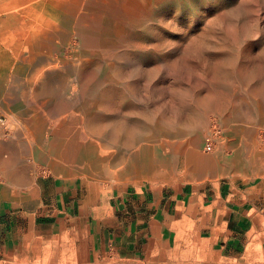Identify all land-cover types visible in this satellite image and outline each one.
<instances>
[{
  "label": "rangeland",
  "instance_id": "rangeland-1",
  "mask_svg": "<svg viewBox=\"0 0 264 264\" xmlns=\"http://www.w3.org/2000/svg\"><path fill=\"white\" fill-rule=\"evenodd\" d=\"M14 60L27 64L28 75L40 66L34 86L56 80L44 84L51 93L25 107L52 112L48 139L58 155L64 148L74 157L90 154L79 159V171L181 179L192 155L213 162L248 145L233 130L254 121L264 148V0H0L1 76L18 74ZM0 112L15 125L1 104ZM213 120L224 134L205 152L199 142ZM107 125L128 134L129 145L122 147L125 137L107 144L106 133L98 134ZM246 153L237 170L214 172L250 176L255 160L252 149ZM206 254L182 236L146 260H87L71 236L34 235L0 254V264H208Z\"/></svg>",
  "mask_w": 264,
  "mask_h": 264
},
{
  "label": "crops",
  "instance_id": "crops-1",
  "mask_svg": "<svg viewBox=\"0 0 264 264\" xmlns=\"http://www.w3.org/2000/svg\"><path fill=\"white\" fill-rule=\"evenodd\" d=\"M16 67V76L0 75V104L15 121L12 138L0 146V254L15 252L34 235H66L84 259L112 254L138 261L190 236L207 252L208 264H237L245 257L264 264V148L255 121L233 130L238 144L248 145L213 162L192 155L181 179L113 177L106 170L92 175L78 170L70 150L57 154L48 139L55 127L45 117L52 112L25 107V100L49 92L46 81L56 80L34 86L40 66L32 75L27 64ZM246 147L255 160L250 176L214 172L237 170ZM200 163L213 167L198 169Z\"/></svg>",
  "mask_w": 264,
  "mask_h": 264
},
{
  "label": "built area",
  "instance_id": "built-area-1",
  "mask_svg": "<svg viewBox=\"0 0 264 264\" xmlns=\"http://www.w3.org/2000/svg\"><path fill=\"white\" fill-rule=\"evenodd\" d=\"M14 129V122L6 115L0 113V146L12 138ZM223 134V126L217 120H213L203 135L202 150L205 152L214 151L218 142L223 138ZM262 137L264 140V134Z\"/></svg>",
  "mask_w": 264,
  "mask_h": 264
},
{
  "label": "bare ground",
  "instance_id": "bare-ground-1",
  "mask_svg": "<svg viewBox=\"0 0 264 264\" xmlns=\"http://www.w3.org/2000/svg\"><path fill=\"white\" fill-rule=\"evenodd\" d=\"M241 31H243V30H241ZM244 32V31H243ZM252 76V75H251ZM245 77V76H244ZM44 88H45V90H48L50 93L52 92L51 91V89H52V87L49 85V84H47V86H44ZM95 94V91H93L92 92V94L91 95H94ZM101 103H103L104 105H103V107H105V105H106V103H107V99H106V96L104 95V94H102L101 95V97H100V100H99ZM186 102V101H185ZM106 127V128H105ZM104 128H105V131L103 132V133H98L99 134V136H103L105 133H106V136L108 137V139H105L107 142V144H112V143H116L117 145H118V143L120 142V138H122V137H125V142L122 144V147H125V146H127V145H129V140H127V138H128V134H122L121 133V135H119V132H118V127H117V125L116 126H112V127H109L108 129H107V127H108V125L107 126H105ZM122 127V126H121ZM118 132V133H117ZM16 135V134H15ZM105 137V136H104ZM131 136H129V138H130ZM23 144V143H22ZM86 146H87V144H86ZM89 146V145H88ZM92 154H93V156H94V158H95V156L97 155L96 153H95V150L94 151H92ZM74 154H72V155H70V157H72ZM121 155V154H120ZM83 157H86V158H90V154L89 153H86L84 150L82 151V152H80V153H77L76 154V156H75V158L77 159V160H79V159H81V158H83ZM74 158V157H73ZM93 158V159H94ZM121 158V157H120ZM92 159V160H93ZM117 159H119L118 157H117ZM236 157H233V158H231L230 160H228V163H231L230 165L231 166H233V164H234V162H236ZM104 159L102 158L101 159V161H103ZM107 165V164H106ZM208 165H206V164H204V163H200L199 164V166H198V169L199 168H201V169H207V168H212L213 167V165H210V166H208ZM99 167V166H98ZM107 170V169H106Z\"/></svg>",
  "mask_w": 264,
  "mask_h": 264
}]
</instances>
